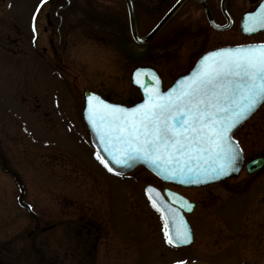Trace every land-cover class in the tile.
<instances>
[{
  "label": "rangeland",
  "instance_id": "rangeland-1",
  "mask_svg": "<svg viewBox=\"0 0 264 264\" xmlns=\"http://www.w3.org/2000/svg\"><path fill=\"white\" fill-rule=\"evenodd\" d=\"M37 4L39 0H11V16L22 22L23 30L29 37L33 34L30 25ZM133 4L139 35L151 28L166 6L165 0H133ZM46 13L54 15L52 24L55 23L56 27L52 37L59 44L55 48L60 57L58 75L55 70H52V75L51 69H45L31 57H27L25 74L12 68L4 90L0 89V125L4 122L7 127V131L0 129V153L5 156L8 167L23 179L26 198L40 203L42 207H51L53 202L59 201L58 196H54L57 190L71 194L73 191V195L80 198L78 200L88 196L95 211L93 217L111 220L108 224L113 225L112 229L106 233L111 238H106L116 246L117 264H174L175 261H183L187 254L188 257L192 255V248L163 247L158 223L146 209L140 190L133 189L124 181L117 191H113L108 184L110 177L102 174L101 164L84 140L81 90L83 87L92 88L108 94L112 100L129 103L138 97L137 89L129 81L130 69L138 64H150L157 68L166 84V80L170 81L171 76L193 61L201 46L210 44V34L213 33L205 27L199 7L194 1L186 0L145 43L132 40L123 0H45L37 11V17ZM182 32L185 33L181 37L179 34ZM48 33L51 34L50 30ZM198 35H201L200 38ZM32 102L40 103L42 108L33 111L30 108L34 107ZM263 121L264 103L236 131L241 142L251 144L254 151L264 143ZM8 136L9 144L5 139ZM65 137L75 142L57 140ZM46 141L52 145H64L65 148L61 149L65 153H60L67 155L71 164L64 170H72L73 175L55 178L50 173L49 164H44L45 157L59 151L34 147ZM23 145H26V157L22 155ZM40 156L44 164L41 165L43 175H47L45 181H40L37 173L41 168ZM18 192L13 175L3 168L0 159L1 260L4 244L7 243L4 240L31 227V217L18 208ZM113 194L116 196L114 201ZM225 208L228 211L240 207L234 200L226 203ZM114 213H117L116 216ZM236 219L231 214L228 222L235 225ZM57 231L55 226L44 233L52 235ZM226 246L229 258L215 257L213 260L237 264L239 257L235 244ZM98 249L99 246L96 254L92 255V264H105L101 248ZM263 256L264 252L255 264Z\"/></svg>",
  "mask_w": 264,
  "mask_h": 264
},
{
  "label": "flooded vegetation",
  "instance_id": "flooded-vegetation-1",
  "mask_svg": "<svg viewBox=\"0 0 264 264\" xmlns=\"http://www.w3.org/2000/svg\"><path fill=\"white\" fill-rule=\"evenodd\" d=\"M171 1L165 0L166 6L170 5ZM192 1L199 7L205 27L213 33L210 34V44L201 46L199 53L218 45L264 42V30L246 33L240 27L243 13L252 9L259 2L264 3V0H202L203 4L196 0ZM136 3L138 2L136 1ZM183 3L175 9L174 13ZM10 5L11 0H0V89L2 90L6 86L12 68L22 70L20 72L25 74L28 66L27 57L41 63L45 69H51L52 75V70H55L57 74L59 67V57L55 49L58 42L54 41L52 37V32L55 35L56 27L55 23L52 24L54 15L48 13L39 15L35 21L36 38L27 40L22 22L11 16ZM49 30L51 34L48 33ZM184 33L182 32L179 36L182 37ZM200 36L197 37L200 38ZM33 106L31 107L32 110L42 108L39 107L40 103L38 102H33ZM260 108L258 107L256 111ZM6 128L3 122L0 129L7 131ZM237 129L234 135L240 140L236 132ZM5 139L9 144L10 137ZM57 140L75 142L69 137ZM39 146V150L55 148L56 151H59V153L48 154L44 162L45 165L49 164L50 173L55 175V178H58L59 175L62 177L73 175L72 170H68V172L64 170L71 165L67 155L60 153L64 152L61 149L65 148L64 145H52L46 141ZM241 148L245 156L242 169L236 176L196 187H183L166 183L142 167L129 174H118L105 170L101 172L110 177L108 184L113 188V191H117L124 181L125 184H130L133 189L140 190L144 205L155 220H157L158 213L146 199L144 190L147 185L155 188L164 198H167L170 193H174L191 203V209H181L180 212L190 225L192 240L187 245L173 246L175 249L192 248L190 252L192 255L190 257L188 254L186 255L183 260L184 264H223L221 261H214L213 258H229L227 254L230 253L226 252L225 249L226 245L230 244H235L237 248L236 253L239 257L237 264H255L261 253L264 252V143L257 151H254L251 144L245 145L242 142ZM21 151L22 155L26 157V145L22 146ZM258 156L262 158L260 167L253 169V165H248L253 170L246 171L245 164ZM41 158L42 156L39 160L40 166L44 165ZM2 160L7 168L5 156ZM81 167H83L82 164ZM8 168L6 170L12 174ZM42 168L43 166L37 170V173L39 180L45 181L47 175H43ZM94 172L97 174L96 171ZM95 174L93 173L94 177ZM13 177L16 179V176L13 175ZM19 181L21 195L18 208L31 217V227H28L24 233L10 235V238L4 240L7 243L4 244L1 264H92V255L96 254L98 246V251L101 248L100 252L104 256L105 264L118 263L116 246L111 244L108 239L111 237L106 234L107 230L112 229L113 225L108 224L111 220L110 218L105 220L104 217H93L95 211L88 196L83 197V200H78L80 198L74 196L73 191L71 194L63 190L54 191L56 189H53L54 196H58L59 201L53 202L51 207H42L40 203H35L26 198L24 181L23 179ZM108 184L106 183L109 187ZM114 197L116 198L113 194V201ZM234 200L240 208L228 209L227 211L225 204ZM173 206L179 208V203L177 202ZM116 214L113 215L116 216ZM231 214L237 217L235 225L228 222V217ZM47 215L50 217L44 218ZM55 226L58 230L56 234L44 233ZM114 231H117L116 227H114ZM16 241L24 242V244H17ZM161 243L166 246L164 241ZM166 251L169 253V250Z\"/></svg>",
  "mask_w": 264,
  "mask_h": 264
},
{
  "label": "snow or ice",
  "instance_id": "snow-or-ice-1",
  "mask_svg": "<svg viewBox=\"0 0 264 264\" xmlns=\"http://www.w3.org/2000/svg\"><path fill=\"white\" fill-rule=\"evenodd\" d=\"M45 0H39V10ZM32 14L33 39L36 38ZM264 29V3L243 15V31ZM155 81L151 90L143 79ZM133 82L141 85L142 102L133 107L107 103L89 93L85 115L107 155L96 159L128 167L133 161L152 164L168 180L198 184L219 179L236 170L239 149L231 131L264 101V42L236 44L204 52L190 74L180 77L167 91L151 69L138 68ZM151 206L160 213L165 244H188L191 232L180 215L192 205L182 196L167 198L155 188L145 189ZM179 203V208L173 205ZM174 264H184L175 261Z\"/></svg>",
  "mask_w": 264,
  "mask_h": 264
},
{
  "label": "water",
  "instance_id": "water-1",
  "mask_svg": "<svg viewBox=\"0 0 264 264\" xmlns=\"http://www.w3.org/2000/svg\"><path fill=\"white\" fill-rule=\"evenodd\" d=\"M257 8H258V7H257ZM257 8H256V9H257ZM256 9H255L253 12H255ZM168 14H169V11H168V13H166V14L162 17V19H161V20L159 21V23H158V24H157V25H156V26L150 31V33H148V34H147L145 37H143V38H138V37L136 36L134 30H133L132 27H131V35H132V37H133L136 41H139V42L146 40V39L149 38L150 35H151V34H152V33L158 28V26L160 25V23L162 22V20H164L165 17H166ZM129 16H130V11H129ZM130 21H131V17H130ZM194 66H195V65H194ZM138 68L151 69V71H152L153 73L156 74V72H155L152 68H150V67H146V66H136V67L131 71V81H132L133 84H135L136 86H138V88H139V90H140V92H141V94H142V99L139 100V101H137V102H135V103H133V104L130 105V106H125V107H133V106H135L136 104L142 102V100H143L144 92H143V89H142L141 85L136 84V83L133 82V73H134L135 70L138 69ZM190 72H191V70H190L189 72H187V73H185V74L179 76V77H178V78H177V79H176V80H175V81H174V82H173L168 88L172 87V86L175 84V82H176L178 79H180V77L185 76V75H188V74H190ZM156 76H157V74H156ZM157 78H158V76H157ZM137 79H143V80H144V86L147 87L149 90H151L152 87H153L154 84H155V81L151 80L150 77L145 78V77L137 76ZM158 80H159V78H158ZM159 83H160V81H159ZM168 88H166L164 91H167ZM160 90H161V89H160ZM82 93H83V97H84V107H83L82 113H83V118H84V120H85V122H86V125H87L88 130H89V133H90L91 142H92L93 146L95 147V149L97 150V152L99 153V155H100L102 158L107 159V155H106V153L103 151V149L99 147V140L97 139L96 134H95V132L93 131L92 127L89 125L88 120H87L86 115H85V108H86V106H87V104H86V98H87V96H88L89 93H93V92L90 91V90H88V89H83V92H82ZM94 94H95V93H94ZM96 95H97V94H96ZM101 99H103V98H101ZM103 100H104V99H103ZM104 101L107 102V103H111V102H108L107 100H104ZM122 106H123V105H122ZM233 140H234V139H233ZM234 141H235V140H234ZM235 143H236V141H235ZM236 145H237V144H236ZM238 149H239V148H238ZM259 160H260V159L257 158V159H255V160H252L250 163L254 164V167H258V166L260 165V163L258 162ZM138 164L145 165L147 168H149L151 171H153L154 173H156L157 175H159V176L162 177L163 179L168 180V179H166L165 177L161 176V175L159 174L158 170H157L152 164H150V163H148V162H145V161H142V160H136V161H133V162H132L128 167H126V168H125V167H120V166H117V165H110V166L114 169V171H117V172H126V171H128V170L133 169V168H134L136 165H138ZM240 164H241V154H240V150H239V159H238L237 164H236V170H235V171H232V172H229L227 176H229V175H234V174L237 172V170L239 169ZM213 180H216V179H213ZM213 180H208V181H205V182H209V181H213ZM168 181H172V182L180 183V184H183V185H196V184H192V183H182V182H180V181H174V180H168ZM205 182H202V183H205ZM198 184H201V183H198ZM262 264H264V261H263Z\"/></svg>",
  "mask_w": 264,
  "mask_h": 264
}]
</instances>
